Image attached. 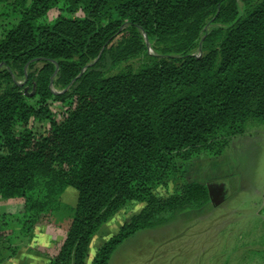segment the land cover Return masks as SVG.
<instances>
[{"label": "trees", "instance_id": "trees-1", "mask_svg": "<svg viewBox=\"0 0 264 264\" xmlns=\"http://www.w3.org/2000/svg\"><path fill=\"white\" fill-rule=\"evenodd\" d=\"M7 3L17 19L0 29V200L39 212L66 188L77 193L48 264H84L92 238L132 201L143 207L90 264H108L135 233L211 204L184 166L219 158L234 137L264 126V0ZM59 9L82 16L34 25ZM139 57L137 69L111 73ZM34 122H46L44 134ZM35 221L27 216L16 237ZM259 229L243 264H264V222Z\"/></svg>", "mask_w": 264, "mask_h": 264}, {"label": "rangeland", "instance_id": "rangeland-1", "mask_svg": "<svg viewBox=\"0 0 264 264\" xmlns=\"http://www.w3.org/2000/svg\"><path fill=\"white\" fill-rule=\"evenodd\" d=\"M238 6L242 7L241 1ZM13 8L12 3L0 5V29L17 19ZM58 15L69 19L82 16L80 11L52 10L34 25L50 24ZM148 53H152L150 49ZM142 60L143 57L130 59L111 73L127 66L135 70ZM57 106L53 111L59 118ZM31 128L40 135L47 125L34 122ZM184 173L188 182L208 186L220 203L182 213L163 228L135 233L114 250L108 264H243L244 251L258 246L259 227L264 222V126L234 137L219 158L193 159L184 166ZM76 198V191L66 188L51 208L39 212L26 211L20 200H0L4 264H48L63 243ZM142 207L132 201L116 214L92 238L88 257ZM27 216L35 217V223L27 234L16 237ZM9 229L13 236H9ZM89 258L84 264H90Z\"/></svg>", "mask_w": 264, "mask_h": 264}, {"label": "water", "instance_id": "water-1", "mask_svg": "<svg viewBox=\"0 0 264 264\" xmlns=\"http://www.w3.org/2000/svg\"><path fill=\"white\" fill-rule=\"evenodd\" d=\"M207 190H208V196H209V199H210V203L212 204L213 207H214V206H217L218 203H220V202L217 201V200L215 199V197L212 195L211 190H210L209 187H207Z\"/></svg>", "mask_w": 264, "mask_h": 264}, {"label": "crops", "instance_id": "crops-1", "mask_svg": "<svg viewBox=\"0 0 264 264\" xmlns=\"http://www.w3.org/2000/svg\"><path fill=\"white\" fill-rule=\"evenodd\" d=\"M91 244H92V242H91ZM91 244H90V245H91ZM90 245H89V247H90Z\"/></svg>", "mask_w": 264, "mask_h": 264}]
</instances>
